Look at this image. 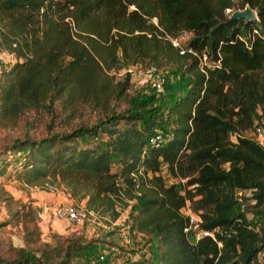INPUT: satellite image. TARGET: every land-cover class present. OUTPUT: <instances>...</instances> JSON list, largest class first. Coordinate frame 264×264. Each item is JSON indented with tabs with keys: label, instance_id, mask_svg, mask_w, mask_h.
I'll return each mask as SVG.
<instances>
[{
	"label": "trees",
	"instance_id": "1",
	"mask_svg": "<svg viewBox=\"0 0 264 264\" xmlns=\"http://www.w3.org/2000/svg\"><path fill=\"white\" fill-rule=\"evenodd\" d=\"M235 1L0 0V51L13 55L0 72V124L14 125L38 107L54 114L53 102L65 122L83 105L102 113L91 126L15 139L26 152L16 179L40 186L57 179L86 211L113 220L127 208L128 231L155 244L156 264L255 262L264 223L255 231L237 212V192L251 191L264 222V146L240 134L253 130L255 119L264 127V0ZM245 6L254 11L253 20H227ZM183 32L190 34L184 45L196 55L179 54L166 39ZM201 54L210 61L202 67ZM135 64L181 72L188 77L185 90L163 105L132 96L115 112L109 100L122 97L130 81L127 73L114 81L109 72ZM155 128L168 138L157 148L147 145ZM100 134L105 138L96 144L84 143ZM163 166L193 187L165 184ZM185 200L197 228L213 239L187 240ZM17 204L15 213L30 235L25 241L34 242L38 209ZM85 247L69 240L36 254L20 246L0 264H70L71 254ZM111 254L108 259L116 252Z\"/></svg>",
	"mask_w": 264,
	"mask_h": 264
},
{
	"label": "rangeland",
	"instance_id": "2",
	"mask_svg": "<svg viewBox=\"0 0 264 264\" xmlns=\"http://www.w3.org/2000/svg\"><path fill=\"white\" fill-rule=\"evenodd\" d=\"M235 2L239 4L238 0ZM189 37L190 34L185 33L181 38L182 42H186ZM203 61L206 64L210 62L206 59ZM10 64L8 58L3 57L0 60V72L8 68ZM161 72L163 82L160 90L156 91L148 84H137L136 79L133 78L122 97L109 100L110 107L115 112H120L126 108V100L132 96L147 99L150 102L148 106L172 102L174 95L185 90L183 85L188 77L169 67L162 69ZM109 75L114 81L122 80L124 77L123 67L114 68L109 72ZM53 107L55 109L54 114L47 111L46 107H38L37 114L30 110L24 111L14 125L0 124V155L3 156L0 159V172L2 171L0 173V257L11 258L14 250L20 246L36 250V254L42 250L51 253L52 250L60 249L66 245L69 240H74L77 245L79 244L81 247L86 245V247L84 251L81 248L78 252L75 251L76 253L71 254L70 264H156L158 254L154 246H149V243L147 245L144 237L138 233L128 231L129 211L127 208L122 210L115 220L108 213L88 215L85 218L87 220L84 219L85 222L83 221L82 224L65 219H55L52 215V210L55 207L70 202L82 208L83 202L77 197L71 196L67 188L57 179H45L42 186L37 185V183L28 185L16 179V170H20V162H22L20 156L26 152L15 144V139L30 138L37 140L54 132L67 133L79 124L93 125L95 120L102 115L100 111L83 105L77 109L73 117L65 122L62 120L65 113L60 112L56 102H53ZM261 123V120L255 119L253 127ZM164 127L166 128V126ZM154 130L163 132L161 128ZM240 134L254 140L251 129L242 130ZM103 138L105 136L100 134L97 139L86 138L84 143L94 145ZM229 139L235 142V135L230 134ZM77 145L84 146L82 141H77ZM161 174L165 184H175L178 190L181 189L176 179L168 174L164 166L161 167ZM250 196L251 191L248 190L237 192V212L244 215L250 226L258 231L264 223L263 217L253 208V201ZM9 198H12L13 201ZM17 202L32 204L38 209L37 226L39 234L38 239L34 242L27 243L25 241L30 238V235H26L22 220L15 213L18 206ZM27 226L29 227L30 224ZM33 237L35 236L32 234L31 238ZM114 251L117 254L108 259L107 256ZM99 256H102V259ZM58 258L55 257L54 260ZM252 264H264V244L261 245L256 261Z\"/></svg>",
	"mask_w": 264,
	"mask_h": 264
},
{
	"label": "built area",
	"instance_id": "3",
	"mask_svg": "<svg viewBox=\"0 0 264 264\" xmlns=\"http://www.w3.org/2000/svg\"><path fill=\"white\" fill-rule=\"evenodd\" d=\"M132 8V6H130ZM154 22V20H153ZM185 34L183 32L178 37H169L166 36V39L170 42L171 46L178 50L179 54L190 53L196 55V53L190 48L186 47L182 42L181 38ZM8 58L10 62L13 61V55L7 54L0 51V60L2 58ZM199 59V58H198ZM205 55L201 54L199 59V66L206 64L203 60ZM123 73H127L129 76V81L131 82L136 79L137 84H148L151 88L158 91L162 87L163 78L161 72L156 70L151 65L143 66L141 64L130 65L126 68H123ZM254 135V141L260 146H264V127L261 125L255 126L252 130ZM166 134L161 130H155L150 135L147 136V145L151 147H160L167 141ZM177 183L184 190L186 178H175ZM193 185L185 186L186 189L192 188ZM182 192V190H181ZM181 213L186 217V225L183 228V232L187 240L191 243H195L201 236H208L213 239V235L209 231L201 230L197 228V215L193 213L190 209V204L188 201H184V205L181 208ZM52 215L55 219H65L67 221L75 222L77 224H82L84 219L89 215H92V212L86 211L84 207L80 208L75 203H66L60 206H57L52 210ZM102 259V256H99Z\"/></svg>",
	"mask_w": 264,
	"mask_h": 264
},
{
	"label": "water",
	"instance_id": "4",
	"mask_svg": "<svg viewBox=\"0 0 264 264\" xmlns=\"http://www.w3.org/2000/svg\"><path fill=\"white\" fill-rule=\"evenodd\" d=\"M254 17L255 16H254L253 11L248 6H245L241 10H234V11H232L229 14L227 20L242 19L243 21L247 22V21L253 20Z\"/></svg>",
	"mask_w": 264,
	"mask_h": 264
},
{
	"label": "crops",
	"instance_id": "5",
	"mask_svg": "<svg viewBox=\"0 0 264 264\" xmlns=\"http://www.w3.org/2000/svg\"><path fill=\"white\" fill-rule=\"evenodd\" d=\"M139 235H141L142 237H144L142 234L138 233ZM145 239V237H144ZM147 245H148V242H147ZM149 246H154L155 248V251H156V247H155V244L153 242H149ZM113 251V250H112ZM117 254V253H116ZM112 255V254H111Z\"/></svg>",
	"mask_w": 264,
	"mask_h": 264
}]
</instances>
